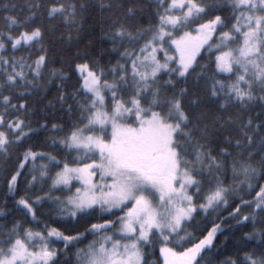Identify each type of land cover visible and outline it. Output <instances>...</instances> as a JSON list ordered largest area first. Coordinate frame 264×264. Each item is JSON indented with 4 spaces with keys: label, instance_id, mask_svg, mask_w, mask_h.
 Masks as SVG:
<instances>
[{
    "label": "snow or ice",
    "instance_id": "6c2138e0",
    "mask_svg": "<svg viewBox=\"0 0 264 264\" xmlns=\"http://www.w3.org/2000/svg\"><path fill=\"white\" fill-rule=\"evenodd\" d=\"M99 7L123 10L106 34L119 58L107 68L86 57L74 62V90L58 96L61 107L67 104L69 122L66 130L64 123H51L49 139L75 152L76 159L61 161L29 146L6 175L14 197L25 178L26 191L14 203L35 226L17 221L0 233V264H59L56 241L68 248L89 235L93 239L76 250V264H158L149 259L156 246L162 264H210L206 257L216 247L220 225L201 238L188 231L189 222L198 210L211 214L221 207L238 224L255 225L259 216L260 232L245 236L259 235L264 244V184L255 183L257 176L264 179V119L217 118L214 123L235 125L237 133L217 144L202 110L205 100L240 109L258 102L264 109V0H154L153 19L144 27L138 0H101ZM27 8L23 19L4 16L0 28V155L5 158L40 128L49 129L47 122L32 127L23 97L39 86L45 70L61 82L71 79L63 68H49L45 37L52 22L76 27L78 35L85 4L28 0ZM21 49L29 51L27 59L15 56ZM202 53L203 64L197 59H204ZM38 159L47 163L37 165ZM229 168L234 179L244 177L239 184L251 199L240 196L229 205L237 189L226 187L218 175ZM37 184L48 187L39 189L43 195H29ZM46 201L64 219L87 220L99 213L103 222L88 220L75 235L47 224L40 228ZM242 208L252 211L244 215ZM219 264H264V250Z\"/></svg>",
    "mask_w": 264,
    "mask_h": 264
},
{
    "label": "trees",
    "instance_id": "16d2710c",
    "mask_svg": "<svg viewBox=\"0 0 264 264\" xmlns=\"http://www.w3.org/2000/svg\"><path fill=\"white\" fill-rule=\"evenodd\" d=\"M79 2L85 4V10L83 12L82 19L78 17V35L77 28L71 25H64L61 22H52L53 26L50 31L46 33L45 46L48 48V56L50 58L49 68H63L64 71L71 77V79L61 82L56 77H51L48 70L44 71L43 77L40 79L39 86L30 89V94L26 93L23 100L27 102L28 107L31 109L28 119L32 122L33 128H38L39 124L45 122L48 123L49 129L45 130L40 128L38 132L33 134L30 139H27L24 144L13 146L10 149L9 156L5 158L0 155V233L6 232L11 228L13 223L19 221L23 227H34V222L29 223L25 221L24 217L16 211L14 203L15 199L19 198V195H23L26 191V184L24 183V177H21V183L18 185V194L14 197L8 192L5 177L10 173L17 164V159L22 155V152L29 146L38 152H49L57 156V159L69 163L76 159L77 154L75 152H68L59 145H53L49 139L54 133L50 130L51 123H64L65 130L67 123L69 122V115L67 114V104L61 107L58 100V96L61 91L67 96L71 93L73 85L76 83V76L72 73V65L74 62H79L81 58H87L89 61L99 62L101 65L111 67L116 63L119 58L117 53L113 52V44L106 35L110 31V25L117 16L123 14L122 9L113 8L111 10H101L99 4L101 0H79ZM107 3V0H104ZM121 0H114V3H119ZM142 6V10L138 15V22L140 26H147L153 19L152 17V5L154 0H138ZM28 0H0V28L4 25L3 17L7 15H15L21 19L28 14L27 8ZM7 5V7H5ZM225 15L227 11L225 10ZM45 26H48V22L45 21ZM71 33L72 39L68 40V36ZM37 49L33 48L31 53L34 55ZM9 54H12L9 52ZM17 58L23 56L26 59L29 57V51L21 49L15 53ZM204 59H197L201 64L206 62V54L202 53ZM164 79H167L165 76ZM163 82V81H161ZM191 86V85H190ZM16 102V101H14ZM202 110L206 112L204 123L209 125V135L215 140L217 144H222L225 136H236L235 125H225L220 127V123H214L217 118L222 121H226L229 117L234 119L247 120L251 118L254 122L258 123L261 119H264V109L261 108L257 102L247 109H240L237 105L226 106L225 108L219 107V102H213L211 100H205L202 106ZM75 113L72 115V119H75ZM62 135V133L60 134ZM258 139V137H257ZM234 156H237V152L230 149ZM258 159V157H257ZM37 165L41 163H47V160H37ZM255 165V161H253ZM30 167V165H29ZM56 169H52L54 172ZM25 173L27 178L30 179V173L26 168ZM220 179L224 182L225 186H234L237 189V195L230 197L229 205L239 203L240 196L245 199H251L247 195L246 186L240 185L239 180H243L244 177L240 176L236 179L233 178L230 168L223 173L218 174ZM255 183L264 184V179L257 176ZM207 188V183L203 185ZM43 187L45 190L48 185L37 184L33 189H28V194L32 195L34 192H39V189ZM43 195V192H39ZM54 195H61L60 192H54ZM244 215L250 214L252 211L248 208H242ZM211 214L203 213L198 210V214H194V220L190 221L191 225L188 228L189 232H192L196 236L207 235V231L211 230L214 224L220 225V231L217 232L214 239L215 249L210 252L206 257V261L210 264H219V262L226 257H232L233 259H242L244 253L247 252H260L264 250V244H262L261 237L257 235L254 239H247L245 234L252 233L254 230L259 233L261 229V221L259 216L255 225L251 221L238 224L235 219L229 216L227 210L224 207L216 211L209 210ZM42 215L40 216L39 227L43 228L45 224L50 227H56L59 231L65 234L75 235L77 230L83 231L88 226V220L91 222H103L98 219L101 215H96L87 218V220L73 221L70 218L64 219L58 215L55 208V204L46 201L42 208ZM107 215V214H104ZM113 219H115L113 217ZM93 239L91 235L87 239L83 240L75 246L69 245L65 248L63 241H56L53 245L57 248V261L59 264H76V250L78 247H84L88 242ZM61 250V251H60ZM149 259L158 261L161 263L159 257V249L156 246L154 254Z\"/></svg>",
    "mask_w": 264,
    "mask_h": 264
},
{
    "label": "rangeland",
    "instance_id": "374dc122",
    "mask_svg": "<svg viewBox=\"0 0 264 264\" xmlns=\"http://www.w3.org/2000/svg\"><path fill=\"white\" fill-rule=\"evenodd\" d=\"M75 183V182H74ZM61 198L63 199L64 197H63V195L61 196ZM55 208L57 209V206L55 205ZM53 247H55L56 248V246L55 245H53ZM57 249V248H56ZM158 249H159V246H158ZM61 251V250H60ZM161 258V257H160ZM160 264H162V258H161V263Z\"/></svg>",
    "mask_w": 264,
    "mask_h": 264
}]
</instances>
